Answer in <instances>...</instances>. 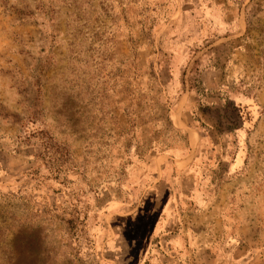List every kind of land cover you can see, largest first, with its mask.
Instances as JSON below:
<instances>
[{
	"label": "rangeland",
	"instance_id": "374dc122",
	"mask_svg": "<svg viewBox=\"0 0 264 264\" xmlns=\"http://www.w3.org/2000/svg\"><path fill=\"white\" fill-rule=\"evenodd\" d=\"M223 263L264 264V0H0V264Z\"/></svg>",
	"mask_w": 264,
	"mask_h": 264
},
{
	"label": "trees",
	"instance_id": "16d2710c",
	"mask_svg": "<svg viewBox=\"0 0 264 264\" xmlns=\"http://www.w3.org/2000/svg\"><path fill=\"white\" fill-rule=\"evenodd\" d=\"M235 113L237 115V118H240L241 119V110L239 108V106H235ZM243 123H246L245 121H243ZM234 160V159H233ZM243 165V161L241 159V157H238V159L235 161V165H234V162H233V165L231 167V173L233 172H238L240 174V171H241V166Z\"/></svg>",
	"mask_w": 264,
	"mask_h": 264
},
{
	"label": "crops",
	"instance_id": "0c3cea01",
	"mask_svg": "<svg viewBox=\"0 0 264 264\" xmlns=\"http://www.w3.org/2000/svg\"><path fill=\"white\" fill-rule=\"evenodd\" d=\"M180 99V98H179ZM178 99V100H179ZM166 170L165 169H161L160 170V172H159V175H160V181L161 182H164L165 181V177H166ZM239 176V173L238 172H233L232 173V176H230V179H233V178H236V177H238ZM237 240V239H236ZM233 244V243H232ZM219 248H221V249H223V245L222 244H220V246H218ZM188 249V248H187ZM205 249H208V247H206ZM217 250H218V248H216ZM209 250V249H208ZM224 250V249H223ZM209 252V251H208ZM210 253V252H209ZM212 253V252H211ZM211 253H210V256H212L211 255ZM218 255V254H217ZM225 256H227V252H226V254H225ZM223 258H224V255L222 256ZM233 258H235L236 259V256H234L233 255ZM233 263V262H232ZM223 264H225V263H223Z\"/></svg>",
	"mask_w": 264,
	"mask_h": 264
}]
</instances>
